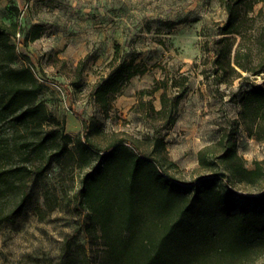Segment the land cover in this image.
Segmentation results:
<instances>
[{
	"label": "rangeland",
	"instance_id": "1",
	"mask_svg": "<svg viewBox=\"0 0 264 264\" xmlns=\"http://www.w3.org/2000/svg\"><path fill=\"white\" fill-rule=\"evenodd\" d=\"M260 8L255 25L261 28L264 0H257L250 13ZM227 17L222 0H0V22L16 30L11 39L16 51L13 65L32 68L43 85L36 102L43 101L49 111L40 127L0 112V264L116 260L108 243L121 244L131 226L121 218H109L106 226V207L95 209L93 202H85V223L79 192L89 171L106 166L99 147L120 139L134 141L151 159H159L171 182L190 187L184 199L206 176L215 180L210 200L199 209L214 219L205 222L208 227L191 230L201 242L214 243L220 228L213 227L220 213L217 199L222 195L234 196L237 211L264 195V141L244 129L233 98L241 82L263 84L264 72L245 71L249 79L239 77L231 85L216 83L211 72L209 47L221 36ZM35 25H40L39 37L26 41ZM121 63L137 67L136 74H121ZM106 79L111 80L107 94ZM100 85L105 89L97 93ZM84 119L91 123V142L81 149ZM223 134L236 143L247 166L262 162L260 179L230 182L225 176L218 158L223 147L217 144ZM206 147L210 165L199 159ZM130 166L111 168L104 180L102 187H111L115 203ZM145 168L149 170L137 179L136 190L153 184L150 177L157 175L151 165ZM262 211L258 208L252 215L254 224L240 237L251 247L242 264H264ZM157 216L148 210L138 213L137 238L147 237L143 227ZM189 234L187 230L182 236Z\"/></svg>",
	"mask_w": 264,
	"mask_h": 264
},
{
	"label": "trees",
	"instance_id": "2",
	"mask_svg": "<svg viewBox=\"0 0 264 264\" xmlns=\"http://www.w3.org/2000/svg\"><path fill=\"white\" fill-rule=\"evenodd\" d=\"M256 1L222 0L228 11V17L219 32L221 36L214 38L212 46L209 47L212 53L211 72L215 76L216 83L231 85L236 78L249 79V76L243 75L245 71L251 74L264 72V26L260 28L255 25L263 8H260L256 14L250 13L254 10ZM40 29V25H35L30 34H26V41L39 37ZM14 34L16 30L12 31L10 25L0 22V112L14 115L20 121H30L40 127L49 119L46 104L43 101L36 102L43 85L30 66L13 65L16 51L11 39ZM119 69L122 71L121 74L127 72L129 77L137 72V67L131 64L121 63ZM110 83L111 80L106 79V94L110 90L107 88ZM104 89L100 85L96 92L102 93ZM233 98L240 106L239 119L244 129L250 136L264 141V83L250 81V84L243 85L241 82L233 93ZM163 109L164 106L158 111L162 112ZM84 122L86 124L84 139L78 141L81 149L88 148V143L91 142V123L86 119ZM125 142L131 144L135 151ZM217 144L223 147L218 158L224 165L226 170L224 174L230 182L231 180L254 182L261 178L263 175L261 161H256L252 168L247 166L243 157L237 153L236 143L228 139L225 134L219 138ZM207 149L208 147L200 150L199 159L201 164L210 165L213 161L208 158ZM98 150L104 152L107 163L106 166L102 164L84 176V186L79 192L81 204H84L81 217L87 223L88 210L85 202L90 204L93 202L95 209L102 205L106 207V226L109 218L114 221L121 218V221L132 229L129 235L121 239V244H114L113 241L108 243V251L116 260L106 264H242L251 247L240 237L250 231L254 224L251 217L258 214V208H262L264 212V195L252 199L251 203L256 207H250L251 203L247 201L240 211H237V201L232 194L218 198L220 213L217 217L218 224L213 227L220 228L215 234L214 243L210 245L208 242H201V238L195 236L194 232L191 233V230L198 225L208 227L209 224L205 222L214 219L199 212V209L205 207L210 200L211 186L215 182L213 178L206 176L196 186L191 197L184 199L190 187L180 186L167 179L161 169V161L151 159L150 155L141 151L134 141L120 139L106 148L99 147ZM146 164L151 165L157 175L150 177L153 184L136 190L137 179L149 170L145 168ZM120 165L131 166L129 176L122 178L127 181L120 195H115L117 199L115 203L109 195L112 193L111 187L106 186L103 189L102 185L109 177L111 168ZM2 176L3 171H0V179ZM116 204L118 207L115 208ZM144 210H148L151 215L157 213L158 216L152 218L150 223L143 227L147 237H142L140 240L134 230L139 229L138 224L135 225V218ZM187 230L190 234L185 238L182 235ZM86 231L88 241L85 247L89 251L88 227ZM122 234L123 231L119 236L122 237ZM151 250L153 253L150 256L148 252Z\"/></svg>",
	"mask_w": 264,
	"mask_h": 264
}]
</instances>
